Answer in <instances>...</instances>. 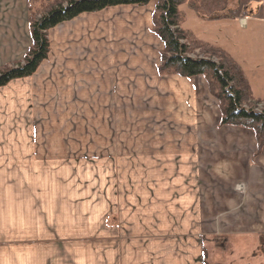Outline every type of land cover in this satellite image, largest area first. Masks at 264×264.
Here are the masks:
<instances>
[{"label":"crops","instance_id":"obj_1","mask_svg":"<svg viewBox=\"0 0 264 264\" xmlns=\"http://www.w3.org/2000/svg\"><path fill=\"white\" fill-rule=\"evenodd\" d=\"M30 1L0 0V68L32 44ZM155 4L55 25L35 72L0 86V264H203L210 239L264 237V145L220 125L202 75H159ZM210 23L242 30L208 42L264 99V17ZM254 250L238 260L264 264Z\"/></svg>","mask_w":264,"mask_h":264},{"label":"trees","instance_id":"obj_2","mask_svg":"<svg viewBox=\"0 0 264 264\" xmlns=\"http://www.w3.org/2000/svg\"><path fill=\"white\" fill-rule=\"evenodd\" d=\"M48 2V9L41 15L30 16V38L32 45L22 62L0 71V86L12 80L31 76L39 64L48 57L49 29L72 20L79 14L98 12L120 5L146 6L151 0H41ZM38 2L31 0L30 6ZM152 10L151 31L160 38L159 74H176L180 77L202 75L208 89L216 98L220 110V124L248 127L257 138V148L264 145V108L256 111L246 106L253 100L248 80L233 57L220 47L208 46L204 57L189 56L191 48L186 43L189 34L181 28L180 6H186L204 21L239 20V18L264 17V0H155ZM258 4L253 12L252 6ZM31 8V7H30ZM202 42V41H201ZM204 43V42H202ZM205 45L207 43H204ZM264 99L257 100V103ZM203 264L207 254L203 252Z\"/></svg>","mask_w":264,"mask_h":264},{"label":"rangeland","instance_id":"obj_3","mask_svg":"<svg viewBox=\"0 0 264 264\" xmlns=\"http://www.w3.org/2000/svg\"><path fill=\"white\" fill-rule=\"evenodd\" d=\"M48 4H49L48 2H44V1L34 2V4L31 6V17L32 16L37 17L38 15H41L46 9L49 8ZM179 10H180V13L182 14L181 23H180L181 28H183L189 34V37H188L186 43H188L189 47L191 48V52H189L190 57H193V58H195V56L204 57L203 51H206V48L208 46L209 47L212 46V47L217 48L218 46H215L214 44L208 42V41H212V39L214 41H216L217 39L223 40L224 38L225 39H228V37L230 38L232 36V34H231L232 32H233V34H238L239 32L242 33L241 29L237 30V29L233 28L232 30L231 29L223 30L220 28L221 24L210 23V22H215V21H210V22L207 20L204 21L201 17H199L197 14H195V12H192L186 6V4H182L180 6ZM151 27L152 26H151V22H150V29H151ZM220 31L223 32V34H221ZM201 41L204 43H207V44L205 45ZM160 48H161L160 49V51H161L163 49L162 48V42H161ZM158 60H159L158 65H160V62H161L160 52H159V59ZM21 62L22 61L12 63L9 66H3L2 68H0V71L4 70L6 68H9L11 66H15ZM158 73H159V71H158ZM159 75L160 76L161 75L172 76V75H176V74H173V73L172 74H167V73L162 74L161 73ZM176 76H178V75H176ZM207 87H208V85H207ZM208 91H209V89H208ZM211 95H212V93H211ZM213 98H214V104L217 103L216 98L214 96H213ZM257 100L258 99L253 98L251 103L249 102L248 104H246V106L249 105L248 107H251L256 111H261L264 108V102L261 101L260 103H257ZM215 105H217L216 107H217L219 114H220L218 103ZM40 114L45 115L46 113H39V115ZM92 114H93V112H92ZM59 117H61V111H59V114L53 118H59ZM133 119H134V127L139 126V124L141 123L140 118H137V116L134 115ZM51 121H49V120L46 121V123H48V126H46L47 128H44V127L40 128V134L42 136L47 135L48 133H50L51 135L55 134L57 136L63 135L64 133H63L60 125L59 126L51 125V124L55 123L53 120H51ZM142 122H143V120H142ZM223 125H226V124H223ZM228 126H230V125H228ZM238 127H241L243 129L245 128L249 132H254L252 129H250L248 127H242V126H238ZM14 132H16V131H14ZM186 132L190 133V131H186ZM186 132L184 133L185 136H187V134H188ZM207 134H208L207 129H201L200 130V136H207ZM108 139H112V138H108ZM52 144H54V143H51L50 145L52 146ZM106 144H108V143L106 142ZM108 145H112V143H109ZM127 145L128 144H126V146ZM41 146H45V145H41ZM118 155H121V154L118 153ZM47 163H49V162H47ZM45 178L46 177H44L45 183H49L50 180L45 179ZM226 239H227V237L223 238V239H220V238L210 239L207 243V246H205V245L203 246V247H205V251H206V254L208 256V258H207L208 264H230V263H232V264H259L255 261H253V262H246L245 261L244 262V261H240L238 259L240 258L239 257L240 255L244 257L246 255V253L248 254V252H246V250H249L251 248H255V250L253 252L258 254L259 257H261V255L263 256L264 255V237L258 238L259 241L257 242V244L252 239H246V240L240 239V238L232 239V240H226ZM203 252H204V249H203ZM238 253H241V254H238ZM256 261H258V260H256ZM203 262H204V260H203Z\"/></svg>","mask_w":264,"mask_h":264}]
</instances>
